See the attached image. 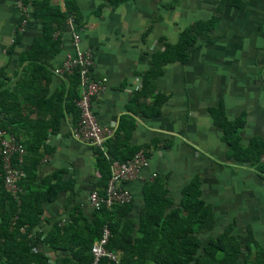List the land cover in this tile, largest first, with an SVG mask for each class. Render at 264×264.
Returning a JSON list of instances; mask_svg holds the SVG:
<instances>
[{"label": "crops", "instance_id": "obj_1", "mask_svg": "<svg viewBox=\"0 0 264 264\" xmlns=\"http://www.w3.org/2000/svg\"><path fill=\"white\" fill-rule=\"evenodd\" d=\"M23 1L0 0V69L6 67L8 76L17 70L18 57L42 34V25L33 17L34 0H27L25 13L19 6ZM77 1L80 24L68 19L55 33L61 47L51 62L52 69L74 57L73 33L77 34L78 47L92 54L91 78L102 85L92 101L98 123L115 130L121 117H130L135 128L129 146L149 156L148 165L126 185L132 206L121 219L138 220L144 187L153 178L164 180L163 190L175 205L182 189L198 178L201 198L215 216L209 233L233 224V234L250 229L264 249V178L251 163L228 159L223 130L212 113L221 106L228 121L244 113L240 144L247 147L254 138L264 142V0H230L222 8L220 23L210 32L211 40L199 41L187 63L174 62L162 68L155 86L166 100L157 117L128 109L140 89L142 75L151 66L152 55L161 51L165 42L176 44L186 27L209 20L222 0H126L115 7L107 0ZM50 5L64 10V0H50ZM60 83V76L54 74L51 90ZM72 126V115L67 114L59 132L48 137L45 146L52 151L44 154L35 171L37 184L64 171L55 183L66 191L42 205L36 231L42 232L43 238L57 223H68L72 215L92 221L95 210L90 195L102 190L94 148L74 140ZM14 200L19 201V196ZM205 235L200 237L208 239ZM77 237L68 235L64 246L87 238ZM36 250L48 256V264H81L92 259L91 249L84 254L88 258L82 253L73 256L80 248L49 250L39 243ZM245 255L243 248L239 261Z\"/></svg>", "mask_w": 264, "mask_h": 264}, {"label": "trees", "instance_id": "obj_2", "mask_svg": "<svg viewBox=\"0 0 264 264\" xmlns=\"http://www.w3.org/2000/svg\"><path fill=\"white\" fill-rule=\"evenodd\" d=\"M107 1L115 7L126 0ZM229 1L222 0L209 20L186 27L176 44L165 42L162 50L152 55L151 66L142 75L140 89L131 99L129 111H138L145 117L160 115L166 96L156 92L155 82L162 68L174 62L187 63L199 41H210V32L220 23L222 8ZM28 3L23 1L24 6ZM31 3L33 17L42 25V34L18 57L17 70L12 75L8 76L6 67L0 69V130L18 141L24 151L20 164L17 155L11 160L13 167L23 173L18 183L22 190L19 201L12 199L4 188L5 173L0 155V264H48V256L36 250L39 243L49 250L80 248L82 250L73 256L81 253L84 256L105 225L110 230L106 248L120 259L119 264H264V249L250 229L241 241L233 234V224H228L214 238L203 240L200 237L213 229L215 216L212 207L201 198L198 178L182 189L176 205L163 190L164 180L153 178L144 187V205L137 221L121 219L130 212L131 203L109 208L103 205L94 209L92 221L76 214L70 216L68 223L54 225L44 238L42 232L36 231L43 203L54 201L66 191L64 186L55 183L63 170L38 184L35 182L37 166L44 154L52 151L45 143L50 135L59 132L67 114L72 115L73 126L80 116L76 105L81 93L77 69L60 76V85L51 90L54 76L51 62L61 47L55 33L68 19L79 25L81 18L77 0H64V10L50 5V0ZM212 113L215 123L223 130L222 140L229 148L228 159L251 163L264 178V142L254 138L247 147L240 144L239 132L245 126V114L228 121L221 106ZM134 128L130 117H121L113 136L105 143V151L94 148L102 189L97 192L100 196L104 195L110 179L112 163H123L138 152L129 146ZM146 156L149 158L147 153ZM70 192L73 195L71 189ZM68 235L72 238L86 235L87 238L64 246ZM243 248L246 255L239 261ZM100 264L111 263L103 259Z\"/></svg>", "mask_w": 264, "mask_h": 264}, {"label": "built area", "instance_id": "obj_3", "mask_svg": "<svg viewBox=\"0 0 264 264\" xmlns=\"http://www.w3.org/2000/svg\"><path fill=\"white\" fill-rule=\"evenodd\" d=\"M19 6L25 13V6L19 2ZM79 37L73 33L74 57L66 58L62 66L54 70L57 76L71 74L77 69L80 78V97L76 105L80 116L78 122L71 128V137L77 142L88 144L93 148L105 151V143L113 136L114 129L101 126L92 109V101L102 90V85L91 78L93 67L92 54L89 50L82 51L78 47ZM0 155L5 173L4 187L14 199L18 200L19 188L17 182L22 173L12 164V156H16L17 162H22L24 153L22 146L12 136L0 130ZM149 158L146 153L139 151L123 163L113 162L110 168L111 176L104 191L100 196L97 192L90 195V203L94 209L101 206L112 207L113 205H124L132 202V194L126 187L127 183L136 179L141 170L148 165ZM110 238V230L107 226L102 228L100 238L91 247L92 259L88 264H100L107 259L112 264H119V261L112 252L106 248Z\"/></svg>", "mask_w": 264, "mask_h": 264}, {"label": "rangeland", "instance_id": "obj_4", "mask_svg": "<svg viewBox=\"0 0 264 264\" xmlns=\"http://www.w3.org/2000/svg\"><path fill=\"white\" fill-rule=\"evenodd\" d=\"M220 231L221 230H218V228L216 227L211 233L207 234L208 236L207 235H205V236H207V238H214L220 233ZM234 235L237 237V239L239 241H241V240L244 239L246 233H242V232L239 231V233H234Z\"/></svg>", "mask_w": 264, "mask_h": 264}]
</instances>
